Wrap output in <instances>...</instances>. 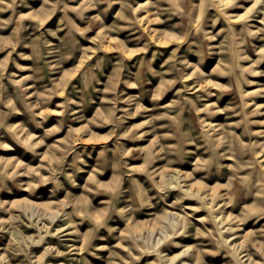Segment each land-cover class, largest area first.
I'll return each mask as SVG.
<instances>
[{
  "label": "rangeland",
  "instance_id": "1",
  "mask_svg": "<svg viewBox=\"0 0 264 264\" xmlns=\"http://www.w3.org/2000/svg\"><path fill=\"white\" fill-rule=\"evenodd\" d=\"M0 264H264V0H0Z\"/></svg>",
  "mask_w": 264,
  "mask_h": 264
},
{
  "label": "bare ground",
  "instance_id": "2",
  "mask_svg": "<svg viewBox=\"0 0 264 264\" xmlns=\"http://www.w3.org/2000/svg\"><path fill=\"white\" fill-rule=\"evenodd\" d=\"M243 17H244V16H242V18H243ZM189 188H190V189H193V185H190ZM192 193H193V191H192ZM216 218L218 219V216H216ZM216 218H215V219H216ZM219 219H222V220H224V221H228V218H227L226 216L223 218L222 215L219 217ZM230 229H231V228H230ZM226 231H227V229H226ZM226 231H225V232H226ZM235 238H236V237H233V238H231L230 240L233 241Z\"/></svg>",
  "mask_w": 264,
  "mask_h": 264
}]
</instances>
